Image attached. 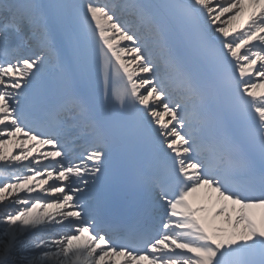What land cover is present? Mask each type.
<instances>
[{"label":"snow or ice","instance_id":"snow-or-ice-1","mask_svg":"<svg viewBox=\"0 0 264 264\" xmlns=\"http://www.w3.org/2000/svg\"><path fill=\"white\" fill-rule=\"evenodd\" d=\"M0 264H264V0H0Z\"/></svg>","mask_w":264,"mask_h":264},{"label":"bare ground","instance_id":"bare-ground-1","mask_svg":"<svg viewBox=\"0 0 264 264\" xmlns=\"http://www.w3.org/2000/svg\"><path fill=\"white\" fill-rule=\"evenodd\" d=\"M179 98V97H178Z\"/></svg>","mask_w":264,"mask_h":264}]
</instances>
